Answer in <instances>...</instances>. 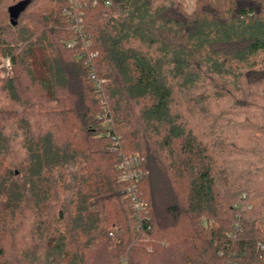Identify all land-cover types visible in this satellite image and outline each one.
<instances>
[{
    "label": "trees",
    "instance_id": "obj_1",
    "mask_svg": "<svg viewBox=\"0 0 264 264\" xmlns=\"http://www.w3.org/2000/svg\"><path fill=\"white\" fill-rule=\"evenodd\" d=\"M199 2L0 0V264H264V0Z\"/></svg>",
    "mask_w": 264,
    "mask_h": 264
},
{
    "label": "built area",
    "instance_id": "obj_2",
    "mask_svg": "<svg viewBox=\"0 0 264 264\" xmlns=\"http://www.w3.org/2000/svg\"><path fill=\"white\" fill-rule=\"evenodd\" d=\"M109 4V3H107ZM64 13L68 16L74 17V15H72L71 11L65 10ZM78 23L82 22V18L79 17V19H77ZM77 30H79V27H77ZM70 48H72L74 46V43H70L68 45ZM93 80L96 83V89L99 95V98L103 97L104 95V91H103V84L105 83L104 80L100 81L97 79L96 75L93 74L92 76ZM102 104V113L100 114L99 118L102 120L103 125L105 126V136L111 139L110 145L107 148L108 152H120L121 151V145H120V137L116 134H114L113 132V128H112V119L110 118V115L108 113V108L105 105V101L101 102ZM118 169L121 171L122 176L121 179L122 181H129V182H133V181H138V179L141 177L142 175V171L139 169V159L138 157H123L121 159V163L118 166ZM136 207H138V205H136ZM142 238L145 241L149 240V237L146 234H143ZM163 245H165L163 243ZM152 250V249H150Z\"/></svg>",
    "mask_w": 264,
    "mask_h": 264
},
{
    "label": "rangeland",
    "instance_id": "obj_3",
    "mask_svg": "<svg viewBox=\"0 0 264 264\" xmlns=\"http://www.w3.org/2000/svg\"><path fill=\"white\" fill-rule=\"evenodd\" d=\"M177 1L181 4L184 11L189 14L193 13L197 9L198 4L200 3L199 2L200 0H177ZM11 66H12L11 62L8 58L7 59L0 58V77L4 78L7 74H10L12 76ZM91 206H92V210L97 209V207L93 203L91 204Z\"/></svg>",
    "mask_w": 264,
    "mask_h": 264
},
{
    "label": "water",
    "instance_id": "obj_4",
    "mask_svg": "<svg viewBox=\"0 0 264 264\" xmlns=\"http://www.w3.org/2000/svg\"><path fill=\"white\" fill-rule=\"evenodd\" d=\"M26 4H27L26 2H24V3H20L19 5H17V6L12 10V16H13V18H17L18 13H19L22 9L25 8ZM12 23L15 25V21H14V19L12 20Z\"/></svg>",
    "mask_w": 264,
    "mask_h": 264
}]
</instances>
